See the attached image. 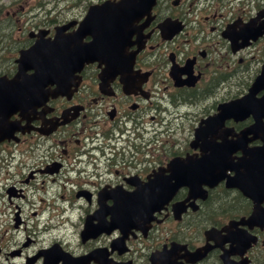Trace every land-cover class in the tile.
<instances>
[{
  "label": "flooded vegetation",
  "instance_id": "af4514ba",
  "mask_svg": "<svg viewBox=\"0 0 264 264\" xmlns=\"http://www.w3.org/2000/svg\"><path fill=\"white\" fill-rule=\"evenodd\" d=\"M234 1L157 0L151 18L135 23L143 27L133 62L131 34L109 69L94 61L61 77L57 68L37 87L32 108L10 117L17 128L0 142V264H64L65 254L92 252L95 258L84 264H100L101 248L115 263L149 264L150 253L170 242L179 244L170 256L181 264H223L225 252L232 262L264 264V171L247 174V186L234 172L238 158H254L252 148L262 144L264 114L254 132L244 133L243 148L221 150L211 182L199 192L179 186L152 213L159 221L146 235L128 228L121 246L111 250L120 232L94 233L101 215L109 220L126 202L153 198L144 187L156 172L167 174L172 159L194 162L202 152L197 146L205 143L213 154L229 138L225 127L238 131L254 123L251 114L237 121L221 114L196 137L199 122L218 115L229 100L233 80L258 74L264 62V36L238 48L225 34L251 17ZM43 2H0V75L15 74L20 50L53 39L70 21L76 23L65 34L72 32L83 17L84 10L70 20L64 9L40 8ZM164 23L174 28L169 37ZM105 70L112 74L102 79ZM196 169L190 167L195 178ZM211 228L219 232L206 235ZM196 250L203 256L190 257Z\"/></svg>",
  "mask_w": 264,
  "mask_h": 264
},
{
  "label": "water",
  "instance_id": "95a60500",
  "mask_svg": "<svg viewBox=\"0 0 264 264\" xmlns=\"http://www.w3.org/2000/svg\"><path fill=\"white\" fill-rule=\"evenodd\" d=\"M154 0H120V2H118L119 5L123 6H119L116 8V10H118L119 12H132L135 13L137 12V4L138 6L142 7L141 9L139 8V10L141 12H146L148 11L150 5L153 3ZM110 4L107 2L104 4V7H109ZM93 14H89L87 18L84 19L83 23L81 24V28L85 27H93L95 25V22L90 23L89 21L94 19V16H92ZM264 15V14H263ZM256 21V19L250 20L247 24H244L241 28V33L239 34V36H241L242 38H248L251 36H256V34L261 33L262 31H264V20L260 23V25L258 27H255L254 22ZM260 30V31H259ZM98 39V37L94 38V42H96V40ZM37 47V46H36ZM33 47L31 49H27L21 52V56L20 59L18 60L20 62V67L22 69V71H24L25 69L28 68H36L39 69L38 72L35 74V76H40L43 74V71L41 69H43V66L48 62V59L46 58L48 55V50H41L40 47L36 48ZM94 44L92 43L88 48H86V53L88 54L89 52H91L92 54L96 53V49L94 48ZM31 60H35V65H29ZM75 60H82V55L79 56L78 58H76ZM31 77L33 76H23L20 80V84H21V88L20 90L14 89V85H13V81L9 82V85L5 87H3L5 84H7V82H5L2 78H0V103H3L4 101V95L8 94V91H12L13 94H18L21 91H26L25 89H28L31 85ZM259 80L261 81V77H258V79H256V81L252 84L250 90V96L244 101V103H238V101H234V102H230V106H229V115L234 116L233 114L235 112L239 113L240 111H243L242 109L244 108H248L249 106H252V103H247L248 101L253 99V94L255 93V91L258 88L259 85ZM18 81V79H17ZM4 90H3V89ZM15 90V91H13ZM244 99V98H243ZM242 100V99H241ZM1 133V132H0ZM123 221H125V218L121 215H118L116 217V219L114 220L113 226H119V222L122 223ZM109 226V225H108ZM103 227H101L102 229ZM151 264H157L156 260L157 258L152 255L151 258ZM227 264V263H225Z\"/></svg>",
  "mask_w": 264,
  "mask_h": 264
},
{
  "label": "rangeland",
  "instance_id": "374dc122",
  "mask_svg": "<svg viewBox=\"0 0 264 264\" xmlns=\"http://www.w3.org/2000/svg\"><path fill=\"white\" fill-rule=\"evenodd\" d=\"M24 3V1H27V6L31 3H35L39 0H16V2ZM48 1V4H45V2ZM100 0H44V2L41 4L40 8L43 9H49V8H57V9H64L69 16H75L78 17L81 13L84 6L89 5L90 3H95ZM1 3H9L10 0H0ZM25 6V8H27ZM236 8L238 11H243L247 14H253L257 10L264 8V0H236ZM242 73V72H241ZM250 78V74H239L237 78H235L230 84L229 88V96L231 97L233 94H236L238 92H241L244 83L248 81ZM238 91V92H237Z\"/></svg>",
  "mask_w": 264,
  "mask_h": 264
}]
</instances>
